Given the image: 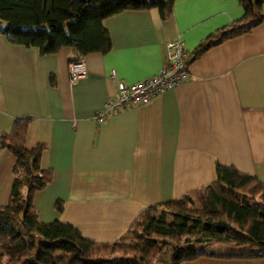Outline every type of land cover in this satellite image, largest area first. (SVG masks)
Listing matches in <instances>:
<instances>
[{"label":"crops","instance_id":"0c3cea01","mask_svg":"<svg viewBox=\"0 0 264 264\" xmlns=\"http://www.w3.org/2000/svg\"><path fill=\"white\" fill-rule=\"evenodd\" d=\"M261 11V22L191 60L188 78L103 121L97 113L116 92L112 69L125 83L154 75L169 39L179 36L189 53L243 15L239 1L174 0L165 15L152 7L105 17L111 48L83 55L87 71L73 81L70 46L40 54L0 34V132L29 116L25 145L43 143L40 165L52 171L32 195L39 220L111 242L142 208L214 181L217 163L264 181V3ZM14 162L0 148V204L9 199ZM181 264H264V256L200 255Z\"/></svg>","mask_w":264,"mask_h":264},{"label":"trees","instance_id":"16d2710c","mask_svg":"<svg viewBox=\"0 0 264 264\" xmlns=\"http://www.w3.org/2000/svg\"><path fill=\"white\" fill-rule=\"evenodd\" d=\"M173 1L0 0V34L40 54L70 46L69 60H75L111 48L105 17L152 7L165 15ZM238 1L243 15L201 40L189 51V62L261 22L264 0ZM28 121L27 115L16 117L9 131L0 132V148L15 156L9 199L0 204V264H181L200 255L264 256V181L232 164L217 163L209 184L142 208L111 242L87 238L69 222L39 220L32 195L51 181L52 171L40 165L43 143L25 145ZM211 241L230 248L207 249Z\"/></svg>","mask_w":264,"mask_h":264},{"label":"built area","instance_id":"2783aa9c","mask_svg":"<svg viewBox=\"0 0 264 264\" xmlns=\"http://www.w3.org/2000/svg\"><path fill=\"white\" fill-rule=\"evenodd\" d=\"M87 71L83 58L69 62V78L71 81L81 77ZM189 76L188 51L183 40L177 36L167 41V56L164 65L154 75L132 83H125L117 78L116 71L111 70L110 80L116 86V92L109 96L97 113L96 119L103 121L105 117L118 112L132 104L147 101L155 93L173 88Z\"/></svg>","mask_w":264,"mask_h":264},{"label":"rangeland","instance_id":"374dc122","mask_svg":"<svg viewBox=\"0 0 264 264\" xmlns=\"http://www.w3.org/2000/svg\"><path fill=\"white\" fill-rule=\"evenodd\" d=\"M11 222H12V224L13 225H15V226H19L18 225V223H17V220H15V219H11ZM207 249L208 248H211V249H215V250H217V249H221V250H223V249H225V248H230V246H227V245H225L224 243H221V242H216V241H211V242H209L208 244H207V246H205ZM164 251H167V249L166 248H163V252Z\"/></svg>","mask_w":264,"mask_h":264}]
</instances>
